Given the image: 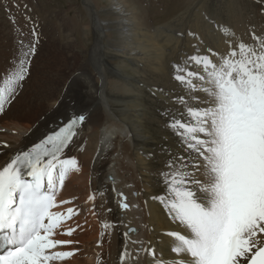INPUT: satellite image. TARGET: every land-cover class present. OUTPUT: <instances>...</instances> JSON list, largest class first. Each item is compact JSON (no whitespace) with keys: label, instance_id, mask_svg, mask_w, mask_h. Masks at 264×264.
Segmentation results:
<instances>
[{"label":"bare ground","instance_id":"6f19581e","mask_svg":"<svg viewBox=\"0 0 264 264\" xmlns=\"http://www.w3.org/2000/svg\"><path fill=\"white\" fill-rule=\"evenodd\" d=\"M15 1L16 4H4V0H0V87L5 86L8 76L14 71L10 63L18 64V60L13 59L18 48L21 53L27 50L28 47L25 46L33 42V31L36 32L40 25L37 24V27L35 24L38 21L36 15L34 19L28 14L29 10L24 6H27L26 2ZM109 2L113 8V16H116L114 31L110 20H101L90 0L84 2L91 18L89 28L94 30L88 63L80 65L70 74H64L61 67L55 65L62 54L77 52L80 55L78 50L83 51L84 41L88 40L89 31L86 28L75 32L76 28L67 20L62 21L60 27L66 34L62 48H55L53 55L43 52L31 57L29 75L23 82L22 90L7 106L6 112L0 114V166L8 162L15 152L27 150L70 117L86 114V122L78 127L74 142L66 150V156L77 159L80 171L73 169L69 172L57 200L71 201L78 191H89L93 180L98 193H103L104 207L100 213L102 244L100 247L95 246L99 241L97 233L94 237L95 245H91L88 251L94 255L96 264H137L136 250L141 247L147 249L148 241L155 245L158 257L163 252V258L168 259L172 256L170 244L174 242L163 235V232L175 228V225L168 221L161 205L150 197L163 192L159 171L168 156L161 151L162 147L166 145L173 152L178 151L176 137L166 127L169 117L162 115L165 110H169L170 115H179L184 111L178 101H173V96L186 95L185 87L173 78L174 64H179L185 57L194 54L197 49L193 45H198L202 54L212 55L215 59V53L224 54L228 51V41L233 45L234 41L247 44L245 40L248 29L242 20L238 3L225 6L227 15L215 1L197 0L189 10L165 24L166 26L148 29L143 21H139L135 7L126 0ZM211 6L213 7L210 8ZM4 9L9 26L7 21L1 20L4 18ZM14 11L16 15H13ZM154 13L157 17L162 14L158 11ZM27 21L31 22L29 26L26 25ZM15 22L21 25V31L13 33L18 38H13L15 44L13 43L9 55L3 53L1 44L9 42L8 27L13 30ZM76 23L78 22L75 21ZM246 23L249 21L246 20ZM22 33L29 36L30 42H27V38H19ZM189 33H195L196 38ZM74 34H77L75 38ZM18 41H23V47H20ZM209 49L211 52H208ZM50 52L52 51H47ZM107 54L119 60L112 68L107 62ZM65 57L66 55L63 61ZM91 67L96 73L90 70ZM52 68L59 70H51ZM192 95L204 98L203 92L197 91ZM190 103L192 106L196 104L192 100ZM37 113L39 114L36 115ZM33 115L37 118L32 123L25 120ZM108 123L110 125L106 127ZM101 128H104V135L100 134ZM112 134L116 135L115 140H111ZM11 137L13 139L8 141ZM104 141L107 145L101 144ZM5 144L8 147H4ZM149 153L154 155L149 156ZM112 163L114 166L109 168ZM113 190L123 193L132 207L122 211L114 202ZM132 190L139 195L133 196ZM67 204L69 202L61 204L63 213L67 211ZM109 208L113 209V214L106 213ZM52 211L56 212V207ZM112 221H118L120 226L102 230L105 222ZM129 227L137 229L129 239L145 243L143 246L129 243L125 259L120 263L125 244L122 233ZM60 232L61 230L57 231L54 236L60 235ZM66 259L73 264L82 262V257L76 252ZM139 264H153L151 256L141 251Z\"/></svg>","mask_w":264,"mask_h":264},{"label":"snow or ice","instance_id":"6c2138e0","mask_svg":"<svg viewBox=\"0 0 264 264\" xmlns=\"http://www.w3.org/2000/svg\"><path fill=\"white\" fill-rule=\"evenodd\" d=\"M189 35L196 38L195 33ZM33 36L27 50L21 53L18 48L13 57L18 64L0 87V114L29 75L39 34L34 30ZM253 39L258 47L228 41V51L215 53V59L193 45L196 52L174 64L173 78L185 87L186 95L173 96V101L184 111L170 115L165 110L162 115L169 117L166 127L176 137L178 151L162 147L168 156L159 171L163 192L150 197L175 225L163 232L174 242L172 256L165 259L161 252L158 257L148 241L147 249L136 250L137 264L141 251L153 264H264V38L253 33ZM18 44L23 47V41ZM197 91L204 93L203 99L192 95ZM86 120V114L70 117L0 166V264H52L78 251H53L74 243L53 236L78 210L52 209L70 202L57 200L69 172L80 171L75 157L65 158L66 150L77 126ZM113 196L122 211L132 207L123 193L113 190ZM89 200L94 201L95 194ZM117 226L118 221L103 224ZM74 231L68 228L63 234L71 236ZM136 232L129 227L122 233V261L129 243H145L129 239Z\"/></svg>","mask_w":264,"mask_h":264},{"label":"rangeland","instance_id":"374dc122","mask_svg":"<svg viewBox=\"0 0 264 264\" xmlns=\"http://www.w3.org/2000/svg\"><path fill=\"white\" fill-rule=\"evenodd\" d=\"M23 1L27 3V6L26 5L24 6L26 7V10H29L28 14L31 15L32 18H34V15H36V18H38L39 22L37 21V23L35 24L36 25L40 24L39 27L37 25V27L40 30L36 28V33H38L40 36L38 39L40 43L38 42L35 53L44 52L46 54L53 55V53L56 52L54 51L55 48L57 49L62 48L63 43L65 44L64 37H66V34L62 31L60 27H61L62 21L67 20L69 21L70 24H72L74 28H76L75 32H77L78 29H80V31H83L86 28V30L89 31L88 40L84 41L83 51L78 50L79 52H81L80 55L82 57L78 55L77 52H73V53L70 52L69 54H65L66 57H65V60L63 61V58L65 55L62 54V58L56 60L55 65L58 66L59 68L61 67L60 70H62L64 74H67V73L70 74V73H73L77 68H79L80 65L88 63L89 53H90V50L94 42L93 33H92V31L94 30H91V28H89L91 26V18L86 8V3H84L85 0H23ZM6 2L8 4H16L15 0H6V1L4 0V4H7ZM126 2L135 7L139 21L141 22L143 21L144 26L148 29H151L153 27L155 28V27L166 26L165 24H167L168 22H171L183 12L189 10L192 7V5L195 2H197V0H126ZM209 2L218 3V5L222 9V12L224 10L225 13H227L226 12L227 7L230 3H232L233 6L235 5V3H238V7L240 8V11H241V16L243 17L241 18L245 23V27L248 29L247 40H245L244 38L243 40H245L248 45H252V46L254 45V47L255 46L258 47V42L253 39V33H255V35L258 37L264 38V11H262V9H264V0H237V1L236 0H209ZM90 3H93L94 7L98 10L101 20H108V21L110 20L111 22L110 25L113 28L112 31H114L115 30L114 26H116L115 24L116 16H113L112 14L113 8L109 0H90ZM212 7L213 6H211L210 8ZM167 10H169L170 12L166 13ZM156 11L162 13L160 17H157L155 15L154 12ZM208 14L213 16L210 13ZM13 15H16L15 11L13 12ZM3 16L4 18L1 20L2 21L4 20L5 22L7 21L6 24L7 26H9V21L5 17V9L3 10L2 17ZM246 20L249 21V23H246ZM75 21H77L78 23L75 24ZM30 23L31 22L27 21L26 25L29 26ZM74 25H78V26H74ZM12 28L14 31L11 30L10 27H8L9 34H7V36H9V42L1 44V48H2L1 50H3V53L9 54V52L11 51V48L15 44L14 39L16 37L18 38V36H13V33L16 34L17 32L21 31V25H18L17 22L14 23V27ZM15 29H16V32H15ZM72 31H74L73 28H72ZM39 32H41L42 34ZM76 35L77 34H74L73 38H75ZM19 38H22V39L27 38V42H30L29 36L27 35L26 37V34L24 33H22V36H20ZM113 41H115V39H113ZM239 42L240 41H238V43ZM233 43L237 44L236 41H234ZM30 44L32 45L33 42ZM30 44L28 46L26 45L25 47H29ZM40 45L41 47H39ZM47 51H52V52L47 53ZM59 55L60 54L58 53V56ZM5 59L8 61L11 60L9 58H5ZM107 62L110 65L109 67L112 68L119 62V60L107 54ZM10 65L13 66L12 63H10ZM53 69L59 70L57 68H52L51 70ZM90 70L95 71L93 70V67H91ZM94 73H96V71ZM100 84L102 83L100 82ZM163 95L166 96L165 94ZM39 113H37L36 115H38ZM36 118H34V115H33L31 118H26L25 120L27 122L32 123L33 120ZM109 125H110L109 123L106 124V127H108ZM104 133H105L104 128H101L100 134L104 135ZM110 138L111 140H115L116 135L112 134L110 135ZM11 139H13V137H11L10 140L8 139L7 140L11 141ZM5 143H7L6 140H5ZM101 144L107 145L105 144V141L102 142ZM66 157H69V156L67 155ZM113 166H114L113 163L111 165L109 164V168H112ZM94 184H95V181L93 180L91 189L89 190L90 193L89 191L87 192L78 191L77 194L71 198V201L69 202V204L66 205V207L67 209L69 208L77 209L78 214H74L72 219L66 220V222L63 224V228L60 229L61 230L60 235L53 236V238L57 240H61V241L71 240L74 242L71 245H65L66 247L65 246L57 247L56 249H53V251L78 250L76 251V254L82 257V262L79 264H96V261L94 260V255L88 253V251L90 250L91 245L92 246L93 244L95 245L94 237L97 236V233L99 236V241L96 243L95 246L100 247V245L102 244L101 230H100L101 228L100 213L103 207H100V205L103 203V198H102V195L98 193L96 184L95 185ZM133 192L137 193L135 190H132V194ZM93 194H95V200L90 201L89 197ZM94 203H95V207H94ZM61 208H62V205L60 204L58 207H56V212L63 213L64 211L61 210ZM106 213H108V211H106ZM68 228L75 229L74 233L71 236L63 234V232L66 231ZM102 230L105 231L103 226H102ZM87 241H89V243ZM53 262L56 264H73V263H69L67 259L57 260Z\"/></svg>","mask_w":264,"mask_h":264}]
</instances>
